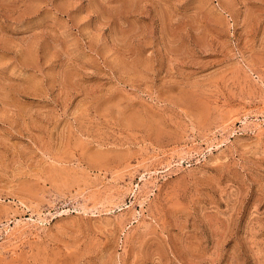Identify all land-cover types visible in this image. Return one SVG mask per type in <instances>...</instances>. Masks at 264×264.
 <instances>
[{
  "label": "rangeland",
  "instance_id": "rangeland-1",
  "mask_svg": "<svg viewBox=\"0 0 264 264\" xmlns=\"http://www.w3.org/2000/svg\"><path fill=\"white\" fill-rule=\"evenodd\" d=\"M0 264H264V0H0Z\"/></svg>",
  "mask_w": 264,
  "mask_h": 264
}]
</instances>
